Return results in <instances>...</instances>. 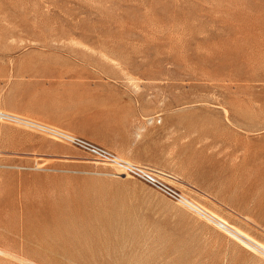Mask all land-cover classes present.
Here are the masks:
<instances>
[{
	"label": "rangeland",
	"instance_id": "rangeland-1",
	"mask_svg": "<svg viewBox=\"0 0 264 264\" xmlns=\"http://www.w3.org/2000/svg\"><path fill=\"white\" fill-rule=\"evenodd\" d=\"M0 113V264H264V0H0Z\"/></svg>",
	"mask_w": 264,
	"mask_h": 264
},
{
	"label": "built area",
	"instance_id": "built-area-1",
	"mask_svg": "<svg viewBox=\"0 0 264 264\" xmlns=\"http://www.w3.org/2000/svg\"><path fill=\"white\" fill-rule=\"evenodd\" d=\"M82 142L83 143H74V144L80 145L81 147L87 149L94 155L95 158L99 157L100 155V158L101 159L103 158L104 161L106 160L107 161H119V158L116 155H113L112 153L98 146H95L87 141L86 142L82 141ZM123 164L127 166V173L132 178H136V179L143 181L147 185L151 186L155 190L159 191L160 193L168 197L169 199L180 203L183 195L173 190L172 188L168 187L167 185H165L163 183L164 181L162 180V178L159 177L155 172L145 167L143 169V168H139L133 165H129L125 162H123Z\"/></svg>",
	"mask_w": 264,
	"mask_h": 264
},
{
	"label": "bare ground",
	"instance_id": "bare-ground-1",
	"mask_svg": "<svg viewBox=\"0 0 264 264\" xmlns=\"http://www.w3.org/2000/svg\"><path fill=\"white\" fill-rule=\"evenodd\" d=\"M1 114V113H0ZM19 118V117H18ZM16 121L14 122L15 124H20V125H24V126H26V127H33V128H37V129H39V130H41V131H44V132H47V133H49V134H52V135H55V136H58V137H60V138H62V139H64V140H67V141H70V142H76V141H78V142H81V143H83L81 140H79V139H77L75 136H72V135H70V133H68V132H65V131H62V130H59V129H57V128H55V127H52V126H48V125H45V124H43V123H39V122H35V121H33V120H17L16 118H14ZM25 119V118H24ZM107 161V160H106ZM110 162H112V161H110ZM115 162V161H114ZM69 205V204H68ZM70 209V208H69ZM44 213V212H43ZM46 214H48V212L46 213ZM21 215V214H20ZM47 216V215H46ZM45 216V217H46ZM48 216H49V214H48ZM47 216V217H48ZM88 216V215H87ZM46 217V218H47ZM50 217V216H49ZM81 217V216H80ZM88 218V217H87ZM21 219V218H20ZM9 220V219H8ZM22 220V219H21ZM21 220H20V222H21ZM32 220H34V219H32ZM38 220H39V218H38ZM81 220H82V217H81ZM48 221V220H47ZM42 222V221H41ZM29 223V222H28ZM48 223H50L49 221H48ZM93 223V222H92ZM21 224V223H20ZM30 224V223H29ZM46 224V223H45ZM51 224V223H50ZM88 224V223H87ZM105 225V224H104ZM31 226H33L32 224H31ZM51 226H52V224H51ZM26 228V227H25ZM106 228H108V227H105V229ZM93 231V230H92ZM109 231V230H108ZM5 232V231H4ZM21 233V232H20ZM66 233V232H65ZM58 234H60L59 232H58ZM46 235V234H45ZM14 236V235H13ZM16 237V236H15ZM57 237V236H56ZM18 238V237H17ZM37 239V238H36ZM39 239H40V237H39ZM21 241V240H20ZM26 242V241H25ZM21 243V242H20ZM249 248V247H248ZM250 249H252V248H250ZM253 250V249H252Z\"/></svg>",
	"mask_w": 264,
	"mask_h": 264
}]
</instances>
